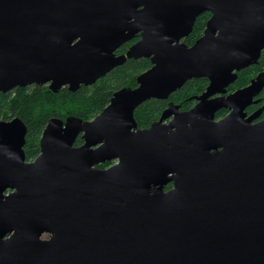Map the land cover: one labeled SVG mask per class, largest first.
I'll return each instance as SVG.
<instances>
[{
	"label": "water",
	"instance_id": "1",
	"mask_svg": "<svg viewBox=\"0 0 264 264\" xmlns=\"http://www.w3.org/2000/svg\"><path fill=\"white\" fill-rule=\"evenodd\" d=\"M263 50L264 0H0V93L151 62L93 119H50L31 162L24 123L0 121V264H264V120L244 113L264 71L224 96ZM200 78L192 109L137 128L141 104Z\"/></svg>",
	"mask_w": 264,
	"mask_h": 264
},
{
	"label": "trees",
	"instance_id": "2",
	"mask_svg": "<svg viewBox=\"0 0 264 264\" xmlns=\"http://www.w3.org/2000/svg\"><path fill=\"white\" fill-rule=\"evenodd\" d=\"M209 14H203L196 19L191 34L183 40L188 47L192 46L203 34L204 26ZM129 44L122 47L118 53L126 52ZM151 67L147 59L128 60L122 66L114 69L105 77L99 79L91 86H81L78 90L70 92L66 87L57 93H52L47 86H28L15 88L7 93H0V121L20 119L27 128L25 145L23 148L26 161H33L39 155V141L42 132L50 119H59L63 122L69 119L89 121L97 116L108 104L113 94L122 88L135 89L136 79ZM264 71V50L259 60L249 68L241 71L228 93L243 87L253 76ZM208 81L204 78L191 80L181 89L169 96L167 100L151 99L141 104L134 111V119L138 129H146L158 121L161 113L169 105L177 106L182 112L188 111L195 104V98L201 96ZM224 111L216 114L215 119L224 117ZM83 144L81 135L75 141V146ZM113 162L98 166L105 169ZM171 189V184L164 187V191ZM9 192V191H8Z\"/></svg>",
	"mask_w": 264,
	"mask_h": 264
},
{
	"label": "flooded vegetation",
	"instance_id": "3",
	"mask_svg": "<svg viewBox=\"0 0 264 264\" xmlns=\"http://www.w3.org/2000/svg\"><path fill=\"white\" fill-rule=\"evenodd\" d=\"M204 14H209V13H204ZM203 15V14H202ZM202 15H200V16H202ZM199 16V17H200ZM198 17V18H199ZM209 18H210V14H209ZM209 18H208V20H209ZM197 19V18H196ZM207 20V21H208ZM207 21H206V23H207ZM195 22H196V20H195ZM206 23H205V26H206ZM195 24V23H194ZM205 26H204V30H205ZM193 27H194V25H193ZM204 30H203V32H204ZM192 32V31H191ZM191 34V33H190ZM189 34V35H190ZM203 35V34H202ZM139 35H135V37L132 39V40H130L129 42H127L126 44H124L123 46H121L116 52H115V55L116 56H120V55H125L126 54V52L125 53H123V54H119L118 53V51L122 48V47H124L125 45H127V44H129V46H128V48L131 46V45H133V44H135V43H137L138 41H139ZM186 39V38H185ZM184 40V39H183ZM183 40H182V43H183ZM187 46V45H186ZM188 47V46H187ZM128 48H127V50H128ZM126 50V51H127ZM263 52V51H262ZM261 52V53H262ZM131 60H133V59H131ZM139 60V59H138ZM147 60H149V59H147ZM259 60V59H258ZM128 61V60H127ZM150 61V60H149ZM125 64V63H124ZM150 65H151V62H150ZM252 66V65H251ZM120 67V66H119ZM250 67V66H249ZM249 67H247V68H249ZM118 68V67H117ZM247 68H245V69H247ZM116 69V68H115ZM245 69H242V70H240L239 72H237L236 73V75H237V78L240 76V73H241V71H243V70H245ZM256 78V75L255 76H253L252 78ZM237 78H236V80H237ZM254 78V79H255ZM201 79V78H200ZM192 80H196V79H192ZM235 80V81H236ZM189 81H191V80H189ZM189 81H187V82H189ZM235 81H234V83H235ZM186 82V83H187ZM137 83V82H136ZM185 83V84H186ZM234 83H232L230 86H233L234 85ZM251 83V81L249 80L248 82H247V84L245 85V86H243V87H240V88H237V89H235V90H233L232 92H230V93H228V89L230 88V86L229 87H227L226 89H225V95L224 96H227V95H229V94H232V93H234V92H236V91H238V90H241V89H243V88H245V87H247L249 84ZM184 84V85H185ZM183 85V86H184ZM182 86V87H183ZM181 87V88H182ZM180 88V89H181ZM207 88V87H206ZM206 90V89H205ZM176 92V91H175ZM205 92V91H204ZM173 94V93H172ZM214 97H216V96H214ZM213 97V98H214ZM169 98V97H168ZM167 98V99H168ZM198 98V97H197ZM166 99V100H167ZM195 104H194V106L196 105V103H197V101H196V98H195ZM175 106V105H174ZM193 106V107H194ZM177 107V106H176ZM192 107V108H193ZM191 108V109H192ZM178 110L180 111V112H182L179 108H178ZM190 110V109H189ZM188 110V111H189ZM220 111H224L225 113H224V117L225 116H227L228 114H229V111L227 110V109H221ZM220 111H218V112H220ZM185 112H187V111H185ZM217 112V113H218ZM216 113V114H217ZM244 113H245V115H246V118L247 117H250V116H252V115H254V114H256L257 115V118L254 120V121H252V123L254 124V123H257V122H260V121H262V120H264V87L261 89V91L256 95V96H254L253 98H252V100H251V103L245 108V110H244ZM162 114V113H161ZM161 116V115H160ZM216 116V115H215ZM223 117V118H224ZM222 119V118H221ZM216 120V119H215ZM156 122V121H155ZM150 127V126H149ZM148 127V128H149ZM147 129V128H146ZM27 162H31V161H27ZM113 164H114V162H113ZM171 187H172V185H171Z\"/></svg>",
	"mask_w": 264,
	"mask_h": 264
}]
</instances>
